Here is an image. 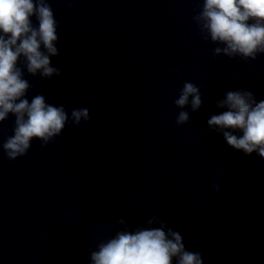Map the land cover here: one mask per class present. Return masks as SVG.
Wrapping results in <instances>:
<instances>
[{
    "label": "clouds",
    "instance_id": "obj_1",
    "mask_svg": "<svg viewBox=\"0 0 264 264\" xmlns=\"http://www.w3.org/2000/svg\"><path fill=\"white\" fill-rule=\"evenodd\" d=\"M193 21L201 38L216 45L214 57L247 62L264 55V0H203ZM57 29L49 0H0V124L14 117L13 134L0 147L9 160L26 155L33 140L46 146L61 135L69 120L79 126L91 119L87 107L73 109L69 116L63 105L48 104L43 94L28 99L32 85L26 73L42 79L61 74L51 64V57L59 55ZM202 103L200 88L184 82L174 101L180 109L176 124H187L190 114L184 109L190 106L196 112ZM216 106L222 111L210 116L208 129L245 156L256 153L264 159V100H257L252 91L236 89L226 91ZM213 187L220 190L218 183ZM117 223L124 229L98 243L90 264H173L174 259L175 264H204L201 254L186 250L182 235L167 228L159 216L147 220L149 227L135 230H128L124 218ZM155 224L160 226L151 227Z\"/></svg>",
    "mask_w": 264,
    "mask_h": 264
}]
</instances>
